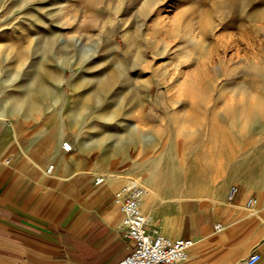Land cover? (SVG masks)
Wrapping results in <instances>:
<instances>
[{
  "label": "rangeland",
  "instance_id": "1",
  "mask_svg": "<svg viewBox=\"0 0 264 264\" xmlns=\"http://www.w3.org/2000/svg\"><path fill=\"white\" fill-rule=\"evenodd\" d=\"M51 36L62 50L46 49ZM121 66L97 105L101 80ZM28 92L30 109L17 103ZM0 110L10 152L66 124V142L81 137L107 165L131 170L122 187L156 191L143 211L169 236L181 193L264 178V0H0Z\"/></svg>",
  "mask_w": 264,
  "mask_h": 264
},
{
  "label": "crops",
  "instance_id": "2",
  "mask_svg": "<svg viewBox=\"0 0 264 264\" xmlns=\"http://www.w3.org/2000/svg\"><path fill=\"white\" fill-rule=\"evenodd\" d=\"M50 128L14 152L0 128V264H118L133 248L115 197L134 174L107 165L78 136L67 152L66 124ZM217 182V192L188 189L176 198L184 214L168 237L195 241L181 264H247L253 254L264 264V178L238 186L233 202L231 184Z\"/></svg>",
  "mask_w": 264,
  "mask_h": 264
},
{
  "label": "built area",
  "instance_id": "3",
  "mask_svg": "<svg viewBox=\"0 0 264 264\" xmlns=\"http://www.w3.org/2000/svg\"><path fill=\"white\" fill-rule=\"evenodd\" d=\"M63 148L72 152V142H65ZM53 170V166L49 172ZM98 179L97 183H102ZM239 187L230 189L229 201L233 202L239 193ZM146 190L137 184L126 185L116 194L115 200L119 204L123 216L125 235L131 242L133 251L118 264H181L188 260L190 249L195 245L194 239L172 238L161 234L158 230H150L151 224L143 211ZM257 203L251 199L250 207ZM261 259L259 254H253L247 264H257Z\"/></svg>",
  "mask_w": 264,
  "mask_h": 264
},
{
  "label": "bare ground",
  "instance_id": "4",
  "mask_svg": "<svg viewBox=\"0 0 264 264\" xmlns=\"http://www.w3.org/2000/svg\"><path fill=\"white\" fill-rule=\"evenodd\" d=\"M68 9V8H67ZM9 13H6V12H4V15L2 16L4 19H2V21H4V22H6V21H8V20H13V19H15V16H13V15H8ZM6 20V21H5ZM46 26H44V28L42 29V33H44V35H46V34H48V32H46ZM86 34H88V32L86 33ZM89 36V35H88ZM125 36V38H127V36L128 35H124ZM108 37V39H111L109 36H107ZM102 39V38H101ZM58 39L56 38V37H54V36H51L50 38H48L47 39V43H46V49H59V50H62V47H60L59 45H58ZM128 46L131 48V45L130 44H128ZM118 54V53H117ZM114 56V55H113ZM118 56V55H117ZM112 68H113V66H112ZM112 70V69H111ZM124 75H126L125 74V67L124 66H121L120 67V69L119 70H117V71H113V72H111V76L109 77V78H106V79H102L101 80V82L103 83H101L102 85L100 86V88H98V90H97V92H96V97H97V99L99 100V103L97 104V105H100L101 104V101L104 99V97H105V95H106V89L108 88V87H111V85L113 86L114 85V83L117 81V79H123L124 78ZM48 87H47V85L45 84V83H41L40 85H38V86H36L35 87V89L37 90V91H39L38 93H39V97H41V99L43 100L44 99V95H45V89H47ZM28 91H30V90H28ZM106 99V98H105ZM17 103L19 104V105H26L27 106V108H31V107H33L34 106V104H35V98L32 96V94H30V92H28V93H26V95H25V97H17ZM5 112L4 111H2V110H0V114L2 115V114H4ZM26 114H29V111L27 110V112H26ZM83 116H85V113H84V111H82L81 113H76L75 115H73L72 117H71V122H73V123H79L80 121L82 122V117ZM63 135V134H62ZM61 135V136H62ZM64 136V135H63ZM55 138V137H54ZM63 142V141H62ZM61 142V143H62ZM83 144V143H82ZM176 144V143H175ZM188 143H187V141H186V145H187ZM63 145H64V143H63ZM82 146H85L86 147V144L84 145H82ZM177 146H178V144H177ZM156 147H157V145H156ZM74 149V148H73ZM64 150V149H63ZM73 153V152H72ZM68 155V154H67ZM52 164V163H51ZM132 179V178H131ZM134 180V179H133ZM131 182H134V181H131ZM135 182H137V181H135ZM133 184H135V183H133ZM139 185V184H138ZM145 188V187H144ZM147 188V191H146V194H145V198L144 199H146L147 201H149L150 202V204H151V202L154 200V198L155 197H157L158 195H157V193H156V191L155 190H153L152 189V187L151 186H147L146 187ZM146 190V189H145ZM165 190H167V189H165ZM162 192H164V191H162ZM159 194V193H158ZM169 194V193H168ZM163 200V199H162ZM165 200V199H164ZM146 206V205H145ZM152 207V206H151ZM149 209V208H148ZM146 211V210H145ZM150 213V212H149ZM148 215H150V214H148ZM153 218L154 217H152V216H150L148 219H149V221L150 222H152L153 221ZM173 221V220H172ZM163 222V221H162ZM166 222V221H165ZM156 226H157V224L156 223H154ZM154 225V226H155ZM161 226V225H160ZM165 226H167V230H166V232L167 233H171V234H168V235H174V231H172V230H170L172 227H170V225H169V221H168V223H167V225L165 224ZM159 228V227H158ZM165 229H166V227H165ZM164 229V230H165ZM153 230V229H152ZM166 235V234H165Z\"/></svg>",
  "mask_w": 264,
  "mask_h": 264
}]
</instances>
